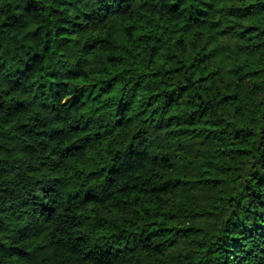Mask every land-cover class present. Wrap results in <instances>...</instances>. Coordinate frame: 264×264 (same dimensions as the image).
<instances>
[{
  "label": "clouds",
  "instance_id": "clouds-1",
  "mask_svg": "<svg viewBox=\"0 0 264 264\" xmlns=\"http://www.w3.org/2000/svg\"><path fill=\"white\" fill-rule=\"evenodd\" d=\"M0 264H264V0H0Z\"/></svg>",
  "mask_w": 264,
  "mask_h": 264
},
{
  "label": "trees",
  "instance_id": "trees-1",
  "mask_svg": "<svg viewBox=\"0 0 264 264\" xmlns=\"http://www.w3.org/2000/svg\"><path fill=\"white\" fill-rule=\"evenodd\" d=\"M72 33L70 32H66L64 33V38L65 39H71ZM184 66L177 63L176 66L174 68H169V72H175L177 74L181 73L183 70ZM188 68L192 69L194 72V75L191 77V79L194 82H198L199 84L203 85L207 90L211 91L213 90V81L210 80L209 78L211 76H219L220 72L219 70H208V71H203V69L205 68V63L201 62L199 67H197L196 64V60L193 59L190 64L188 65ZM233 72L232 69H228L227 73H231ZM226 73V74H227ZM177 83H179V81H177ZM180 88L184 91L187 92L189 90V83H188V79H185L184 82L182 84H179ZM169 91L171 92H176L175 88L170 89ZM234 92L229 91L228 89H224L222 91V93L220 94V99L223 100H227L229 96L233 95ZM156 95H159V93H156ZM151 99V97H150ZM85 104L88 103L87 99L85 98ZM95 102V101H94ZM198 110V109H197ZM194 130V129H193ZM242 152H246L247 149L246 148H240L239 149ZM209 179H211V177H209Z\"/></svg>",
  "mask_w": 264,
  "mask_h": 264
}]
</instances>
